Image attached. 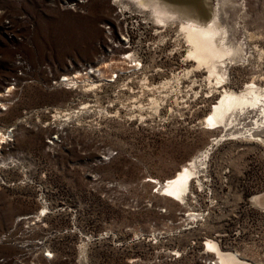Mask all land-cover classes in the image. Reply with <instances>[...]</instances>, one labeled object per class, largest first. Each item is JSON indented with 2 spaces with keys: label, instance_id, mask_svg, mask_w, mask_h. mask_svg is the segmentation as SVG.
<instances>
[{
  "label": "rangeland",
  "instance_id": "374dc122",
  "mask_svg": "<svg viewBox=\"0 0 264 264\" xmlns=\"http://www.w3.org/2000/svg\"><path fill=\"white\" fill-rule=\"evenodd\" d=\"M140 1L88 0L70 10L0 0L34 27L14 44L0 33V83H8L0 90V256L221 264L213 241L236 264H264V119L241 133L264 101L228 131L201 121L223 91L250 84L264 94V0H161L200 21L222 10L218 43L244 50L217 64L220 77L190 61L178 14ZM15 51L35 71L9 86ZM88 63L96 72L69 89L50 88L36 70L51 64L78 75ZM206 148L186 200L163 197L160 184Z\"/></svg>",
  "mask_w": 264,
  "mask_h": 264
},
{
  "label": "bare ground",
  "instance_id": "6f19581e",
  "mask_svg": "<svg viewBox=\"0 0 264 264\" xmlns=\"http://www.w3.org/2000/svg\"><path fill=\"white\" fill-rule=\"evenodd\" d=\"M138 1L139 3H141L140 0ZM142 2L144 1L142 0ZM218 2L221 1L217 0V5L219 4ZM152 3L153 6L157 7L158 10L162 8L165 14L170 13L171 15H173V18L176 17V16L174 17L175 14H178L179 17H177V20L178 18L179 20H184L181 23V29L183 30L184 33V40L190 48V50L188 51L189 56L191 57L190 61L198 64H203L204 66L207 67L210 74L218 75L216 70L218 67L217 64L219 63L220 66L221 63H225L226 61L223 60L224 57H228V59L232 60L233 62L236 58L241 57L240 55L244 50V49L242 50V47H244L242 46V44L239 45V43L236 42L231 43L230 45L218 43L222 34L219 24L220 19L222 18L221 17L222 10L220 11L219 7H215L216 12L213 17H210L207 20L200 21L194 19V17H191L190 15L191 12L183 6L175 8L173 6H169L167 3L161 0H155ZM164 9L166 11H164ZM161 11L162 10L160 9V12ZM183 17L185 19H183ZM189 42L191 43L192 46L189 44ZM127 58H129V56ZM108 64L109 63H104V66H107ZM230 64H232V62ZM95 72H96L95 70H90L89 74L91 75ZM77 73L78 75H75L76 78L77 76L79 77L81 75L79 74V72ZM218 76L220 77V75ZM219 77L217 79H219ZM249 85L250 84L247 85L246 91L242 90L240 92H232V91L221 92L217 101L212 105L210 112L204 117L205 120L204 118H203L204 121L201 120L203 125L202 127L207 130L223 129L224 131H228L234 127L233 122L235 120H237L238 118L240 120L241 116L239 115L240 113H242V110L243 111L245 109H247V111L255 110V107L257 106V101H264L263 99H260V97H264V94L260 93L263 90L257 92L256 90L253 89L254 85L251 86ZM260 107H262V110L258 109L257 111L258 112L261 111L260 113L262 115L259 113L258 115L256 114L258 118L254 121H250L251 124H248L249 127L247 126L248 128L247 127L244 128L243 132L241 131V133L247 132L248 134L249 132L250 134V132L251 133L257 132L255 131V125L259 127L260 124L263 123L262 120L264 119V103L260 105ZM239 120H237V122ZM205 125H207L209 128H206ZM240 129L241 128H239V130ZM231 135H235V134H231ZM209 149L206 148L205 150L201 151L198 155L193 157L190 161L182 165L180 170L173 177L166 179L167 184H160V190L165 191V193L162 194L163 197L176 203H181L186 200L185 197L187 195V191L190 190L191 183L194 180L192 179L193 176L195 175L197 177L199 172L204 171L205 168L204 164L206 162L207 154L208 151L210 152ZM149 181L152 183H157V181H155L154 179H149ZM207 246L209 248L214 249V252L218 255L219 260L221 261V264H227L226 263L227 259H229L232 264H236V262L238 261V258L236 256L233 258L232 255L229 254L228 252L224 253L223 251H221V249H219L218 247V244H216L213 241H207Z\"/></svg>",
  "mask_w": 264,
  "mask_h": 264
},
{
  "label": "built area",
  "instance_id": "2783aa9c",
  "mask_svg": "<svg viewBox=\"0 0 264 264\" xmlns=\"http://www.w3.org/2000/svg\"><path fill=\"white\" fill-rule=\"evenodd\" d=\"M31 4H38L42 8H60V9H70V10H82L87 4L88 0H27ZM14 22L20 24V28L17 27ZM20 29L26 31V35L30 36L33 34L34 27L30 20L29 14L27 12H18L11 14L9 10L0 7V33L3 37L11 43H15V40H20L22 37L20 35ZM20 35V36H19ZM14 49V47H13ZM81 75H87L89 77V63L78 65ZM36 70L41 72L45 77L46 82L50 88L63 87L69 89L74 87L77 83V78L75 74L72 75H62L59 73L56 66L51 64H42L39 65ZM35 71V68L24 58V56L15 51L13 58V70L12 76L9 77L6 81L11 83L12 86L15 84V81L21 78H24L27 74H31ZM32 82V80H29ZM13 83V84H12ZM0 90H2V85H8V83H0ZM9 88V87H7ZM7 90V89H6ZM6 93V92H5ZM2 92H0V95ZM5 238L4 236L0 237V241ZM22 249V246H19ZM43 259L50 260L52 256L48 253L47 250H44L42 254ZM0 264H27L26 262H21L18 256L13 255H3L0 256ZM32 264V263H30Z\"/></svg>",
  "mask_w": 264,
  "mask_h": 264
}]
</instances>
